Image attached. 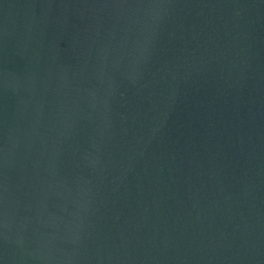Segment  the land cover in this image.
I'll return each mask as SVG.
<instances>
[{
	"label": "water",
	"instance_id": "1",
	"mask_svg": "<svg viewBox=\"0 0 264 264\" xmlns=\"http://www.w3.org/2000/svg\"><path fill=\"white\" fill-rule=\"evenodd\" d=\"M0 264H264V0H0Z\"/></svg>",
	"mask_w": 264,
	"mask_h": 264
}]
</instances>
